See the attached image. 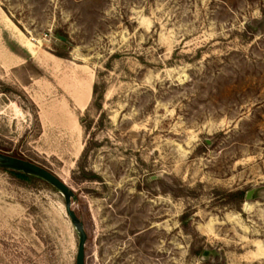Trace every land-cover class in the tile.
<instances>
[{
  "label": "rangeland",
  "instance_id": "rangeland-1",
  "mask_svg": "<svg viewBox=\"0 0 264 264\" xmlns=\"http://www.w3.org/2000/svg\"><path fill=\"white\" fill-rule=\"evenodd\" d=\"M0 42V153L86 264H264V0H0ZM78 243L0 170V264Z\"/></svg>",
  "mask_w": 264,
  "mask_h": 264
},
{
  "label": "water",
  "instance_id": "water-1",
  "mask_svg": "<svg viewBox=\"0 0 264 264\" xmlns=\"http://www.w3.org/2000/svg\"><path fill=\"white\" fill-rule=\"evenodd\" d=\"M60 39L62 41H66L64 38ZM0 168L37 177L57 190L64 197L66 213L70 218L72 225L76 229L79 238L76 264H86V245L88 241V234L85 230L84 222L73 208V204L78 200V197L73 190L52 172L29 161L3 153H0ZM253 193L254 192L252 191L247 194V201H250L253 198ZM209 255V252H205L203 254V258L206 259Z\"/></svg>",
  "mask_w": 264,
  "mask_h": 264
},
{
  "label": "trees",
  "instance_id": "trees-1",
  "mask_svg": "<svg viewBox=\"0 0 264 264\" xmlns=\"http://www.w3.org/2000/svg\"><path fill=\"white\" fill-rule=\"evenodd\" d=\"M59 57H66L67 55H62V54H57ZM97 95V86H94L93 89V96L95 97ZM16 158H21L20 156H15ZM0 170L5 171L7 173H9L13 178L19 180V181H27V182H33V183H42L44 185H46L47 187H49L50 189L58 192L57 190H55L54 188H52L50 185H48L47 183H45L44 181H42L41 179L34 177V176H30V175H26L23 173H18V172H14V171H9V170H5L3 168H0ZM231 198L236 199V201H240L242 199V195L241 194H233L231 195Z\"/></svg>",
  "mask_w": 264,
  "mask_h": 264
},
{
  "label": "crops",
  "instance_id": "crops-1",
  "mask_svg": "<svg viewBox=\"0 0 264 264\" xmlns=\"http://www.w3.org/2000/svg\"><path fill=\"white\" fill-rule=\"evenodd\" d=\"M5 36L9 39V41H12L11 38L2 30V33H1V42L3 41V43L6 45V43L4 42V37ZM1 42H0V50H1V52H3L5 55H7V58L9 57V59H13V61H19V63H20L22 61L21 56H19L16 53H13L9 47L3 45ZM0 60H1V57H0ZM1 66L4 67L3 65H1ZM14 67H17V66H14Z\"/></svg>",
  "mask_w": 264,
  "mask_h": 264
}]
</instances>
